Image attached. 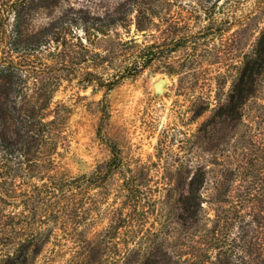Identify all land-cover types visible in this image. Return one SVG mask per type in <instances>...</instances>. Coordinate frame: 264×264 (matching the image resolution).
Segmentation results:
<instances>
[{
	"label": "rangeland",
	"instance_id": "obj_1",
	"mask_svg": "<svg viewBox=\"0 0 264 264\" xmlns=\"http://www.w3.org/2000/svg\"><path fill=\"white\" fill-rule=\"evenodd\" d=\"M188 1L147 4L152 28L141 31L132 0H0V57L26 68L18 100L40 97L46 121L61 113L48 124L50 144L34 150L58 160L48 185L5 181L0 169V264H264V210L215 197L221 168L264 159V70L237 124L223 129L220 116L264 30V2L221 0L206 12ZM116 16L122 23L99 27ZM181 35L111 90L89 81V72L112 78L140 48ZM212 117L217 138L204 150L200 129ZM110 141L123 164L101 179ZM199 167L210 178L186 204Z\"/></svg>",
	"mask_w": 264,
	"mask_h": 264
},
{
	"label": "trees",
	"instance_id": "obj_2",
	"mask_svg": "<svg viewBox=\"0 0 264 264\" xmlns=\"http://www.w3.org/2000/svg\"><path fill=\"white\" fill-rule=\"evenodd\" d=\"M155 0H132V9L136 10V26L138 30L146 31L152 28L153 19L147 15L149 3ZM221 0H189L186 5L192 9H204L206 12L214 9ZM264 0H255L260 3ZM55 0H45L44 6H51ZM205 17V16H204ZM122 16L109 18V22H104L99 26L101 29H107L111 23H122ZM210 23L205 26V30L210 28L211 22L215 19L214 15L207 18ZM185 38V35L173 38L170 43L165 39L161 43H152L146 45L134 52L132 65L127 66L121 74L109 79L99 78L97 74L89 72L91 77L89 81L96 82L98 87H106L111 90L114 86L120 84L123 79L135 76L142 68L150 65L154 60L159 59L165 54L166 45L177 44ZM28 39V38H27ZM26 44H31L28 40ZM19 40H14L11 44L15 50ZM180 45V44H179ZM25 67L13 56L0 57V169L4 170L2 179L14 181L16 178L25 180L40 179L44 185H48L45 179L51 177V171L58 165V160L53 155L45 153H34L36 148L47 145V133L49 132V123H61V113L56 111L54 118L46 121L42 111L46 108L45 104H38L37 97L33 103H20L21 82L24 81ZM264 70V30L258 37L256 46L251 53L247 54V59L243 66L239 79L233 85L229 96L227 108L221 113L222 128H229L230 124L236 125V120L241 117V106L243 102L254 94L257 87V80ZM103 121L101 129L104 126L105 119L109 116L108 98L102 99ZM214 117L209 119L200 131H204L201 136V145L204 150H211L215 136ZM224 131V130H223ZM48 144V145H49ZM112 156L107 162V173L105 172L101 179L109 177V171L113 172L119 169L122 164L121 148L113 141H110ZM258 157L249 160V165L245 169L241 167L221 168L216 181L215 197L221 200L228 197L238 196L239 200L247 204L251 214L264 210V159L262 163L256 162ZM211 170L199 167L198 171L191 178L185 189L184 195L186 204L191 201L192 196L201 197L202 189L210 178ZM87 178V174L81 176ZM217 177V176H216ZM237 180L238 183L236 182ZM52 183H55L52 181ZM237 183V184H236ZM241 190L240 192H236ZM263 203V205H261ZM256 213V215H257ZM250 221V220H249ZM247 224H252L248 222Z\"/></svg>",
	"mask_w": 264,
	"mask_h": 264
},
{
	"label": "water",
	"instance_id": "obj_3",
	"mask_svg": "<svg viewBox=\"0 0 264 264\" xmlns=\"http://www.w3.org/2000/svg\"><path fill=\"white\" fill-rule=\"evenodd\" d=\"M166 82V79L165 78H160L158 81H157V88L162 91L163 90V85L165 84Z\"/></svg>",
	"mask_w": 264,
	"mask_h": 264
}]
</instances>
